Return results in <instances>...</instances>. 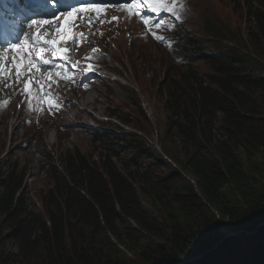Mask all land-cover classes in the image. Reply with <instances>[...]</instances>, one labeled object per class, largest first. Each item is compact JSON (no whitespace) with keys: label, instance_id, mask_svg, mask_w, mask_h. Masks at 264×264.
<instances>
[{"label":"trees","instance_id":"obj_1","mask_svg":"<svg viewBox=\"0 0 264 264\" xmlns=\"http://www.w3.org/2000/svg\"><path fill=\"white\" fill-rule=\"evenodd\" d=\"M242 9L251 20L242 33L226 38L212 27L227 44L225 54L202 56L212 76L179 74L155 96L175 168L126 137L123 151L156 162L118 168L115 144L97 138L98 161L72 153L61 171L47 167L38 208L24 192L25 170L14 163L0 174V264H179L218 240L220 224L251 232L192 264H264V226L252 230L264 221L256 166L264 162V0H243ZM232 44L247 55L227 50Z\"/></svg>","mask_w":264,"mask_h":264},{"label":"rangeland","instance_id":"obj_2","mask_svg":"<svg viewBox=\"0 0 264 264\" xmlns=\"http://www.w3.org/2000/svg\"><path fill=\"white\" fill-rule=\"evenodd\" d=\"M192 2L195 6V12L201 16L195 40L203 39L202 43L206 40L210 42L211 45H208L210 52L222 53L225 51L223 47L226 44L220 43L218 40H208L203 36L205 19L209 24L223 30L226 38H231L228 32L231 34L236 30H241L240 33H242L251 23L242 9L243 0H192ZM250 5L254 9L260 7L255 2H250ZM112 52V58L117 62L113 67L119 77H110V80L99 86L97 91L88 93V101H91L89 103L94 102L93 104L98 105H96L97 110L95 112L92 111L91 107L86 109L88 114L91 113L89 124L69 123L62 119L53 126L48 127L46 124L45 128L39 131V127L28 128L25 123H21L20 117L14 120L11 118L12 113H9L7 122L10 119L9 122L14 124L13 129H16L20 136H23L16 143L11 141L12 127H6V129L1 127L0 174H3L14 163L19 169L25 170L27 176L24 192L37 208L40 193L49 188L50 185V180L45 174L47 167L61 171L63 157L72 153L84 155L91 162L98 161L99 154L104 153L101 152L103 141L99 142L98 146L97 138L104 137L108 143L115 144L113 151L119 157L115 161L118 168H122L125 163L132 159L138 161V164H144L148 161L156 162L154 158H147L143 153H136L132 149L123 151L121 147H125L126 143H122L121 140L125 137L129 142L132 141V138L138 139L143 146V152L151 154L156 159L160 157L174 167V164L169 161V157L165 155L161 144L164 117L155 96L157 93L163 92L164 85L177 80L175 78L179 76L177 73L180 72L181 68L173 69L175 67L170 66V62V64L167 63L166 60L168 59L161 57L159 55L161 52L158 53L157 49L150 44L143 45L135 42L129 46L128 43H124L114 47ZM194 69L202 75L197 80L203 82L204 75L208 74L206 66L195 63ZM173 78L175 80H172ZM122 87L128 88L126 89L127 92ZM117 91L120 92V96L116 95ZM106 95L107 98L104 99ZM97 97L103 99L96 103ZM73 101V104H76V99ZM107 114L110 119L109 123L115 127L107 131L99 130L105 126L100 118ZM118 118L127 120L128 124L123 125L117 120ZM111 120H116L117 123H113ZM0 121L3 119L1 118ZM80 126H85V128ZM71 130L82 131L81 140L67 143L63 139H58L57 134ZM44 133L49 138L46 136L48 140L46 141L44 137L41 142ZM31 143L34 145L33 149ZM25 145H28L30 152L24 149ZM256 166L264 177V162L257 160ZM152 171L154 172V167H152ZM144 205L147 206L145 202ZM220 227H224V224H220ZM217 250L216 247L211 255H214ZM128 257L135 260L131 254Z\"/></svg>","mask_w":264,"mask_h":264},{"label":"snow or ice","instance_id":"obj_3","mask_svg":"<svg viewBox=\"0 0 264 264\" xmlns=\"http://www.w3.org/2000/svg\"><path fill=\"white\" fill-rule=\"evenodd\" d=\"M144 2L148 5V7L153 11V12H156L157 10V6L161 5L163 0H144ZM181 7L183 8V3H182V0H181ZM88 10H91V11H95V12H99V9H96V8H92V9H85V8H80L79 11L81 13L85 12V11H88ZM77 9L75 8H70L69 11H68V15L71 16V15H74L76 13ZM55 18V17H53ZM180 17L177 16V19H179ZM147 23V21H145ZM32 23H36L35 21H33ZM44 23H47V20L44 21ZM156 27H160V24L158 23L156 25ZM59 31V30H57ZM158 40H162L164 38H161L159 36L156 37ZM170 39V38H169ZM32 41L34 42V46L38 47L39 48V52L36 53L35 55V58L34 60L30 61V63L33 64V66H35L36 68V71H39L40 68L38 66L39 62H40V54L43 53L45 51V45H50L52 47H55L59 41H47V40H43V38L39 35V33L35 34L32 38ZM5 47H10L11 50L13 52H19L20 49L17 47L16 44H11V45H5ZM57 51V53H59L61 50L59 48H56L55 49ZM29 54H31L29 52ZM14 61H13V58L10 56L8 57L7 59H5L3 56H0V65H4L3 67H0V72H3L5 74H7L8 72V68H7V65L9 64H12ZM23 64V58L21 57L20 58V62L19 63H16L15 64V67H16V77H17V82H21V66ZM43 64L44 65H47V66H51V62L49 60H43ZM30 71V70H29ZM24 90H25V93H28L29 90H30V86L33 85L35 83V81L29 77V79L27 81H24ZM9 85H5V87H8Z\"/></svg>","mask_w":264,"mask_h":264},{"label":"bare ground","instance_id":"obj_4","mask_svg":"<svg viewBox=\"0 0 264 264\" xmlns=\"http://www.w3.org/2000/svg\"><path fill=\"white\" fill-rule=\"evenodd\" d=\"M122 88H123V90L125 92H127L126 89H128V88H124V87H122ZM117 95L120 96V92H117ZM106 98H107V96L104 99H106ZM88 99H89V95H83V96H81L80 99L77 100L76 105L74 106L73 110L70 111V112H68L65 115V117H64L65 121H67L69 123H74V122H76V123L77 122H80V123H88L89 120H91V113H90L91 111L89 112L90 114H88L87 111H86L87 107H91L92 108V111L95 112L97 110V106H98L97 104H93L94 102L93 103H89L90 100L88 101ZM100 99L101 98H98V100H100ZM98 100H97V102H98ZM9 120H8V122H9ZM7 126H8V124H7V122L4 119H3V121H0V127H2V129H6ZM81 133L83 134V132L82 131H79V130H71V131H64L62 134H57V135H58V139H63L65 142L71 143V142H74V141L81 140V136H82ZM44 137L46 138V141H47L48 139H47L46 135H44ZM22 138H23V136L21 138H17V133L14 132L13 135H12V143L13 142L16 143V142L20 141ZM24 149L25 150H28V152H30V148L28 147V145H25Z\"/></svg>","mask_w":264,"mask_h":264},{"label":"water","instance_id":"obj_5","mask_svg":"<svg viewBox=\"0 0 264 264\" xmlns=\"http://www.w3.org/2000/svg\"><path fill=\"white\" fill-rule=\"evenodd\" d=\"M262 225L264 226V221L259 223L258 226L252 230H256L258 227ZM216 232L219 236L218 240L216 241L213 240L211 241L210 244L203 245L199 250L190 254L186 260L180 262L179 264H192L193 262L200 260L204 258L206 255L210 254L217 247V245L220 242L224 241L225 239L235 237L237 235H246L247 233H250L251 231L248 232V230H244V229L228 228L224 224V227L219 226Z\"/></svg>","mask_w":264,"mask_h":264},{"label":"clouds","instance_id":"obj_6","mask_svg":"<svg viewBox=\"0 0 264 264\" xmlns=\"http://www.w3.org/2000/svg\"><path fill=\"white\" fill-rule=\"evenodd\" d=\"M231 46H235L237 49H239L240 50V55H243V54H245V55H247V53H245L244 51H243V49L242 48H240V47H238L237 45H234V44H232ZM230 46V47H231ZM233 51H237V50H233ZM167 61V63L168 64H170L169 63V61L168 60H166ZM197 63H201V64H203V65H205L206 66V69H207V71H208V74H206V75H204V77H203V82H205V77H211L212 75H213V70L211 69V67L207 64V63H205V62H197ZM171 65H173V64H170V66ZM169 67V66H168ZM173 67H175V68H173V69H179V68H181V70H180V72H178L177 73V75H179V74H185V73H188V72H190V74L192 75V76H197V77H199V76H202V75H200L194 68H192L190 65H188V63L187 64H184V65H181V66H175V65H173ZM171 68V67H170ZM104 117H106V118H109L108 117V114L106 115V116H104ZM118 121H120L121 120V118H118L117 119ZM114 121V123H117V121L116 120H113ZM111 128H113V127H115V126H110ZM97 143V145L99 146V142H96Z\"/></svg>","mask_w":264,"mask_h":264}]
</instances>
